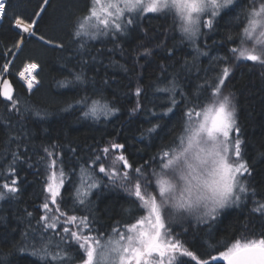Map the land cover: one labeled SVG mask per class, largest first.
I'll list each match as a JSON object with an SVG mask.
<instances>
[{"label":"snow or ice","instance_id":"6c2138e0","mask_svg":"<svg viewBox=\"0 0 264 264\" xmlns=\"http://www.w3.org/2000/svg\"><path fill=\"white\" fill-rule=\"evenodd\" d=\"M13 7L11 0H0V21L9 19ZM51 7L52 0H39L31 15L26 11L11 14L10 28L15 35L10 44L0 48V102L5 103L9 115L47 117L46 110L33 108L27 101L21 109L13 79L32 93L41 83L46 50L66 49L59 36L40 33L38 22ZM236 9L230 30L222 40H213V45H224L228 54L212 58L215 75H205L195 91L184 92L175 79L165 77L155 86L165 97L157 111L140 103L144 89L136 87L137 102L130 114L146 111L156 121H149L151 126L141 133V141L145 133H156L162 127L160 121L174 114L178 105L183 106L180 133L143 163L130 160L126 143L110 140L94 147L88 159L75 167L71 165L75 149L69 158L59 145L42 146L43 155L34 165L28 153L35 149L25 143V137L8 135L0 149V202L19 197L26 179L22 176L25 165L35 167V174L43 177L42 199L36 206L37 227L22 233L16 252L37 257L39 264H264V229H249L250 235L241 234L215 254L204 251L199 255L176 231L183 222L214 221L227 209L249 201L255 205L252 212L264 218V190L258 192L249 182L252 168L241 156L233 98L231 93L225 94L232 64L252 62L264 67V0H87L83 9L76 0H67L65 15L53 21V28L62 29L70 23L71 42L78 54H84L91 42L104 38L119 47V41L149 16L170 17L197 55L208 56L201 45L210 47L209 34L217 32L220 22ZM32 42L39 44L40 50L30 53L17 68L16 61ZM140 48L143 50L134 59L152 54L151 48ZM172 54L169 49L168 55ZM68 77L59 86L73 88L77 95L64 111L79 109L84 118L96 121L120 111L103 90L88 87L90 81L82 67L69 70ZM4 126L13 127L10 120ZM117 189L131 207L125 210L126 218L104 228L96 215V200L103 192ZM26 215L33 218L32 212L26 211Z\"/></svg>","mask_w":264,"mask_h":264},{"label":"trees","instance_id":"16d2710c","mask_svg":"<svg viewBox=\"0 0 264 264\" xmlns=\"http://www.w3.org/2000/svg\"><path fill=\"white\" fill-rule=\"evenodd\" d=\"M38 2L39 0H11L14 7L9 11V19L0 24V48L10 44L15 35L10 28L12 12L26 11L31 15ZM244 2L245 0H241V3ZM66 3L67 0H52L48 15L38 22L41 34L59 36L65 42L66 49L46 50L39 76L41 83L32 93H28L20 81L13 79L16 93L22 101L21 109L23 102L27 101L33 108L46 110L47 117L38 119L31 113L9 115L5 103L0 102V117H3V122L0 123V149L4 147L9 134H20L25 137V143L35 149V152L28 153L33 157L34 165L38 156L43 155L42 146L56 144L69 158L73 157L71 149H75V159L71 160V165L75 167L76 163L82 164L88 159L94 147L117 140L129 146L130 160L143 163L162 146L170 144L180 133L183 106L178 105L174 114L160 121L162 127L156 133L151 136L145 133L141 141V133L151 126L149 121H156L146 111L130 114V109L137 102L134 95L136 87L144 89L139 98L140 103L146 109L155 108L157 111H160V105L165 99L157 96L161 93L156 92L155 86L165 77L175 79L177 86L184 92L195 91L205 75H215L212 68L216 62L211 56L228 54L224 45H213V40L223 39L226 31L230 30L232 16L239 9L220 22L217 32L209 34L207 42L210 47L204 49L201 45L202 50L208 51L209 55L199 56L198 59L197 54H193L191 43L182 38L178 25L170 17L163 16H149L142 20L134 32L119 41V47L110 39L104 38L102 42H91L88 53L78 54L76 45L68 35L70 23L62 29L53 28V21L64 17ZM86 4L87 0H76L80 9ZM140 45L151 48L152 54L146 58L140 56L137 60L134 57L143 50ZM232 46L234 45L227 44V47ZM40 48L35 42L29 43L24 55L16 61V67L19 68L30 53L35 55ZM169 49L172 50V56L168 55ZM82 61L87 63L83 64ZM161 66L166 71H162ZM81 67L89 78L88 87L103 90L104 95L120 109L115 116L107 119L101 117L96 121L84 118L79 109L63 110L76 97L77 91L60 87L59 82L68 77L69 70L80 71ZM229 79L225 94L231 93L233 98L242 141L241 156L252 168V176L248 179L259 192L264 190V67L252 62L234 63ZM9 120L12 128L4 126ZM17 121L23 124V128ZM22 176L26 179L19 197L0 203V264H39L37 257L16 252V245L22 240L23 232L37 227L35 217L39 212L36 206L42 199L43 177L35 174V167L29 169L26 165ZM66 187L70 186L66 184ZM254 206L251 201L242 203L239 207L227 209L214 221L183 222L182 228L177 227L176 231L181 233L182 239L197 255L204 251L215 254L222 245L239 238L241 234L250 235L249 229L252 232L264 229V218L252 212ZM130 207L123 192L118 189L109 190L96 200V215L101 225L107 228L126 218L125 210ZM26 211L32 212L33 218L27 217ZM183 229L187 231L184 232Z\"/></svg>","mask_w":264,"mask_h":264},{"label":"rangeland","instance_id":"374dc122","mask_svg":"<svg viewBox=\"0 0 264 264\" xmlns=\"http://www.w3.org/2000/svg\"><path fill=\"white\" fill-rule=\"evenodd\" d=\"M2 23V21H0V24ZM193 54L195 55V54H197V52H196V50H195V48L193 47ZM198 59H199V56L197 55L196 56ZM212 57H215V55H213V56H211V58ZM157 96H159L160 98H162V99H165V97H164V95L163 94H158ZM1 203V202H0Z\"/></svg>","mask_w":264,"mask_h":264},{"label":"built area","instance_id":"2783aa9c","mask_svg":"<svg viewBox=\"0 0 264 264\" xmlns=\"http://www.w3.org/2000/svg\"><path fill=\"white\" fill-rule=\"evenodd\" d=\"M39 86H40V85H39ZM39 86H38V87H39ZM38 87H37V88H38ZM37 88H36V89H37ZM36 89H34V90H36ZM34 90H33V91H34Z\"/></svg>","mask_w":264,"mask_h":264},{"label":"water","instance_id":"95a60500","mask_svg":"<svg viewBox=\"0 0 264 264\" xmlns=\"http://www.w3.org/2000/svg\"><path fill=\"white\" fill-rule=\"evenodd\" d=\"M225 264H226V262H225Z\"/></svg>","mask_w":264,"mask_h":264}]
</instances>
